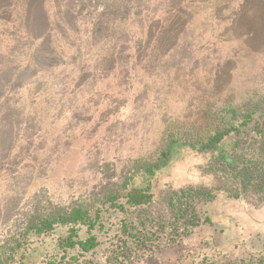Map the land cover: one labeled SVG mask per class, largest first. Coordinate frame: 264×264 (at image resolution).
I'll list each match as a JSON object with an SVG mask.
<instances>
[{
    "label": "trees",
    "instance_id": "16d2710c",
    "mask_svg": "<svg viewBox=\"0 0 264 264\" xmlns=\"http://www.w3.org/2000/svg\"><path fill=\"white\" fill-rule=\"evenodd\" d=\"M26 1V38L35 39L49 26L56 37L46 63L61 67L82 60V71L96 81L113 73L121 96L129 95L138 69L149 77L150 52L161 50L176 34L193 31L197 18L216 21L217 10L226 5L236 17L264 14L260 0ZM21 65L12 87L25 94L35 82H27L34 67L32 62ZM56 74L65 75L62 70ZM54 81L43 83L48 93ZM26 93L30 98L31 91ZM203 116L165 122L155 153L130 161L122 182L95 203L30 212L19 219L0 245V264H151L162 246L189 251L195 264H264V243L257 240L261 234L246 249L244 239L233 241L228 228L213 220L217 201L264 214V93L248 101L212 100ZM183 150L198 156L197 167L188 171L195 174L154 186L150 180L174 168Z\"/></svg>",
    "mask_w": 264,
    "mask_h": 264
},
{
    "label": "rangeland",
    "instance_id": "374dc122",
    "mask_svg": "<svg viewBox=\"0 0 264 264\" xmlns=\"http://www.w3.org/2000/svg\"><path fill=\"white\" fill-rule=\"evenodd\" d=\"M1 1L5 3L0 10V245L30 212L98 201L122 182L130 161L155 153L165 122L203 118L212 100L248 101L264 93V14L236 17L226 5L217 10L220 21L211 16L192 19L194 30L176 34L161 50L151 51L149 77L138 69L129 95L121 96L113 73L96 81L82 71V60L48 65L56 41L52 26L28 40L24 12L29 2ZM68 1L73 5L74 0ZM72 51L69 48L74 58ZM29 62L34 72L27 82H35L24 94L12 85L21 64ZM58 70L65 75L59 78ZM52 80L48 93L43 83ZM28 90L32 94L26 99ZM188 153L181 151L177 165L150 182L160 186L189 179L198 156ZM219 202L213 220L228 228L226 234L233 241L244 239L245 248L252 249V232L261 229L257 240L264 243V214ZM231 224L237 228L229 229ZM162 250L151 264H195L189 251L163 246Z\"/></svg>",
    "mask_w": 264,
    "mask_h": 264
},
{
    "label": "crops",
    "instance_id": "0c3cea01",
    "mask_svg": "<svg viewBox=\"0 0 264 264\" xmlns=\"http://www.w3.org/2000/svg\"><path fill=\"white\" fill-rule=\"evenodd\" d=\"M230 210H234V208H231ZM233 216L236 214V213H234V212H230ZM238 216V215H237ZM234 228H237L236 226H234ZM257 227H255V228H253L254 230L256 229ZM241 231H243L242 229H240ZM253 233V236L251 237V242L252 243H255V242H253V237L256 235V234H260V233H262L263 234V231L261 230V229H257V232H252ZM250 236V235H249ZM251 243V244H252Z\"/></svg>",
    "mask_w": 264,
    "mask_h": 264
}]
</instances>
